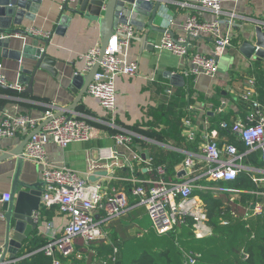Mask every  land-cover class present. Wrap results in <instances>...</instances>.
<instances>
[{
	"label": "crops",
	"instance_id": "crops-1",
	"mask_svg": "<svg viewBox=\"0 0 264 264\" xmlns=\"http://www.w3.org/2000/svg\"><path fill=\"white\" fill-rule=\"evenodd\" d=\"M76 1L69 4L74 6ZM181 1L183 0H169V3L164 5L163 17L157 21L158 26L172 29L175 37L187 36L185 23L189 13H196L202 21L212 20L219 16L226 17V13L235 14V24L230 28L233 46L220 56L219 71L214 77L204 74L194 76L189 74L188 70L189 58L193 53L211 55L215 53L214 39L210 35L202 34L198 38L190 39L189 55L181 57L163 48L161 41L165 33L156 32L154 35L157 37V46L154 51L141 52L140 43L131 40L121 53L126 60L138 62L139 73L133 76L120 75L117 77V108L114 114L103 108L100 101L88 92L84 94L77 108L72 111L69 106L76 100L79 92L81 93L83 81L80 86L74 87V92L70 89L71 80L75 75L84 77L91 71L86 69L85 57L91 47L101 45V26L99 22H92L84 16L70 13L73 17L71 22L62 29L61 33H58L61 14L59 2L58 0H44L35 20L24 18V25L27 28L51 32L48 53L57 59L56 73L53 74L47 69H39L35 76L32 95L22 93V90L14 93L0 86V119L5 113H30L36 118H42L45 111L51 108L60 115L91 118L94 124L91 140L73 142L66 148L51 141L47 145V150L53 161L73 168L89 180L97 172L107 171L111 175H96L98 180L106 181L109 190L112 188L128 194L130 208L125 214L107 223L106 228L110 232L113 223H117L121 217H126L133 222L131 233L143 234L141 221L150 216L146 207L137 202L132 188L138 183L149 185L157 178L159 179L157 166L166 167L164 179L184 181L186 180L185 174L180 173L179 169L185 158L192 155L198 162V171H206L207 164L202 157L201 150L205 135L216 136L219 145L234 143L240 150L245 149V145L235 138V134L231 131H229L230 134H224L219 126L223 121L231 125L237 119L245 118L251 110L250 101L243 99L240 95L246 89L249 78H257V98L264 104V57L253 55L248 58L241 51L245 40L257 42V26H262L264 29V0H222V9L225 13L221 15L182 5ZM140 16L137 15V17ZM134 29L135 34L140 33L136 27ZM222 29L226 31L228 27L223 26ZM10 37L12 50H20L23 44L30 42V38L25 35L14 34ZM35 64V61L24 57L17 59L11 56H0V73L9 85L16 84L25 89L26 85L19 81L22 75L21 68L33 69ZM168 70L183 74L186 78V85H173L166 76ZM221 114L229 119L220 120ZM112 119L117 125L134 133L132 151L140 154V160L133 158L132 151L117 147L113 137L114 130L108 124ZM187 121L191 122L190 127ZM189 129L196 132L193 140L188 137ZM26 138L27 136L22 133L14 137L0 138V155L8 149L19 146ZM115 149H119L123 155L113 157ZM157 152L162 154L164 160L158 164L154 160ZM257 153L261 152L257 151ZM91 159H99L101 168L92 170ZM150 159L152 161L149 164L147 161ZM246 160L247 156L242 160L244 165L257 169L262 168L249 165L245 162ZM16 163V157L0 162V198L4 193H10ZM22 177L28 182L42 181L37 163L26 160ZM133 179L137 181L134 182ZM197 183L217 185L220 189L213 191L214 193L230 191L233 192L232 198H240L248 193L236 192L237 189L227 187L226 182H209L201 179ZM260 186V190L264 191V185L260 184ZM252 196L255 199L249 201L250 203L255 202L258 197L256 194ZM3 203L0 202V209ZM68 222V214L55 207L47 208L41 202L38 228L28 239H31L37 232L46 242L34 249L35 252L27 251L24 244V248L15 259L7 257L1 264H17L21 259L32 258L39 253L36 251L51 239L50 235L55 237L62 235ZM140 225L142 227H139ZM48 226L50 230L47 229ZM149 227H152V222ZM5 238L6 222L0 215V252L4 248ZM102 241L106 244L114 243L109 237V232L108 238ZM100 243L101 240H98L85 245L81 238H77L75 251L72 254L64 255L58 252L57 256L64 261L69 258L68 256L73 255L76 260L74 264H110L108 259L112 257L111 254L98 255ZM64 262L70 264L71 260Z\"/></svg>",
	"mask_w": 264,
	"mask_h": 264
},
{
	"label": "built area",
	"instance_id": "built-area-1",
	"mask_svg": "<svg viewBox=\"0 0 264 264\" xmlns=\"http://www.w3.org/2000/svg\"><path fill=\"white\" fill-rule=\"evenodd\" d=\"M72 1L75 0H58L60 9L65 3ZM180 3L220 15L225 13L222 9V0H183ZM226 14V17L219 16L212 20L202 21L196 13H189L185 23L187 36L175 37L170 33H165L161 46L184 57L189 55L190 38L202 34L210 35L214 39L215 53L212 55L193 53L189 58L188 70L189 74L194 76L204 74L214 77L219 71L220 56L233 46L230 28L235 24V14ZM223 26H227L228 30H223ZM28 30L36 35L51 36V32H43L35 28H28ZM121 33L130 37L135 34V29L131 25H120L111 37L102 58V47L99 44L91 47L85 57V66L88 70H91L98 62L100 63L87 92L97 98L103 108L111 114H114L117 108V77L120 75L133 76L139 73L138 62L128 61L121 55L130 42L129 39H122L119 35ZM0 82L9 84L1 73ZM10 85L19 90L24 89L20 85ZM257 85L256 77L249 78L246 89L240 94L243 99L250 101L251 110L245 118H239L231 125L225 121L221 123L223 129L230 128L236 138L245 145L244 150H240L234 143L219 145L216 136L205 135L201 149L202 157L207 164L205 172H199L195 157L188 155L179 169L180 173L185 174L186 180L168 181L164 179L166 167L160 165L156 167L159 179L157 178L149 185L138 183L133 186V195L139 204L146 207L152 227L158 234L168 233L185 224L191 226L198 239L214 233L208 210L202 198L197 194V190L215 191L220 187L197 183L201 179L209 182H227L236 179L241 171H248L256 183L264 185V168H252L242 163L247 155L257 151L261 152V158L264 161V104L257 98ZM108 124L114 130L113 137L117 147L132 151L134 133L117 125L113 119ZM187 124L188 127L191 126L190 121H187ZM93 130L94 124L91 118L60 115L53 108L46 110L42 118H36L30 113H5L0 119V138L14 137L19 133L30 136L22 155L27 160L36 162L39 167L40 177L44 183L42 204L47 208L55 207L69 215V222L63 234L56 237L50 235L51 239L36 251L43 252L50 257L51 264H69L61 260L57 253L72 254L75 251L77 238H81L85 245L108 238L107 223L125 214L130 208L126 192L112 188L109 190L106 181L89 180L73 168L56 163L49 156L47 150L49 142L52 141L66 148L73 142L91 140ZM33 132L35 133L32 134ZM195 134L194 130L189 129V139H195ZM120 155L123 153L115 149L113 157ZM133 158L140 160L141 156L133 152ZM151 161L152 159L147 162L150 164ZM98 168H101L100 160L91 159V169L97 170ZM133 181L137 180L133 179ZM243 191L258 196L255 202L247 206L246 215L264 214V191L237 189L236 192ZM10 198L11 194L6 192L1 196L0 202H8ZM253 204H255L254 208H252ZM47 229L50 230V226ZM117 250L115 248V252ZM2 254L3 250L0 252V264L4 263ZM244 256L247 257V254ZM195 262L196 255L187 256L186 264Z\"/></svg>",
	"mask_w": 264,
	"mask_h": 264
},
{
	"label": "water",
	"instance_id": "water-1",
	"mask_svg": "<svg viewBox=\"0 0 264 264\" xmlns=\"http://www.w3.org/2000/svg\"><path fill=\"white\" fill-rule=\"evenodd\" d=\"M43 2L44 0H0V56H11L17 59L24 57L36 62L33 69L21 68L22 75L19 80L20 83L26 85L22 93L31 95L33 94L35 76L39 69H47L53 74L57 71L55 68L57 59L48 53L51 37L36 35L24 25V18L35 20ZM168 3L169 0H77L74 6L65 3L59 16L60 27L58 33H61L62 29L71 22L73 18L71 14H77L92 22H99L102 34L101 58L105 54L111 37L117 32L120 25H131L140 32L130 37L125 33H121L119 35L122 39L139 42L141 52L145 50L154 51L157 46V37L154 35L156 32L170 33L174 36L172 29L157 25V21L163 17L164 5ZM137 15L141 16L137 17ZM146 17L148 19H145ZM256 32L258 38L256 43L245 40L241 46V51L248 58L254 54L257 57H264L263 27L257 26ZM14 34L28 36L30 42L23 44L19 48L20 50H12L10 48L12 42L10 36ZM99 66L100 63L98 62L87 76L75 75L72 78L70 89L75 92L74 87L80 86L81 81H83V89L81 93L79 92L76 100L70 104V110H75L82 101L84 94L87 93L88 87L94 80ZM166 76L173 85L185 86L187 83L183 74L168 70ZM0 86L14 93L21 91L2 82H0ZM29 138L30 136L19 146L8 149L0 155V162L13 157H16L17 162L10 190L11 198L8 202H4L0 209V215L6 222V238L2 249V261H5L7 257L15 259L21 249L24 248L27 239L38 228L44 183L43 181L28 182L22 177L23 166L27 160L22 152ZM96 175L107 176L111 174L107 171H99ZM96 175L94 174L91 180H97ZM254 207L255 204L252 205V208Z\"/></svg>",
	"mask_w": 264,
	"mask_h": 264
},
{
	"label": "trees",
	"instance_id": "trees-1",
	"mask_svg": "<svg viewBox=\"0 0 264 264\" xmlns=\"http://www.w3.org/2000/svg\"><path fill=\"white\" fill-rule=\"evenodd\" d=\"M219 119L229 118L221 114ZM221 123L220 131L230 134V128L223 129ZM154 156L156 164L164 161L160 152ZM245 162L264 168V161L257 152L247 155ZM225 185L233 189H261L248 171H241L236 179L227 181ZM232 193L221 191L216 194L212 190L197 192L205 203L214 228L211 236L198 239L187 224L164 234H158L152 227L146 230L140 225L143 230L140 235L131 233L133 222L129 218L121 217L117 223L112 224V228L110 226L109 237L114 243L106 244L101 239L98 255L111 254L112 257L108 259L110 264H186L189 255H196L194 264H264V214L246 215V206L255 199L254 196L247 193L240 198H232ZM44 242L45 239L35 232L25 242V249L33 251ZM68 257L64 261L70 259L74 264V256ZM17 264H51V259L39 252L32 258L21 259Z\"/></svg>",
	"mask_w": 264,
	"mask_h": 264
},
{
	"label": "rangeland",
	"instance_id": "rangeland-1",
	"mask_svg": "<svg viewBox=\"0 0 264 264\" xmlns=\"http://www.w3.org/2000/svg\"><path fill=\"white\" fill-rule=\"evenodd\" d=\"M142 225L144 228H147L150 226L151 224V221H150V218L149 217H145L142 221H141ZM107 231L109 232V229L107 228ZM156 232V231H155Z\"/></svg>",
	"mask_w": 264,
	"mask_h": 264
}]
</instances>
